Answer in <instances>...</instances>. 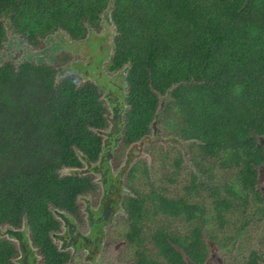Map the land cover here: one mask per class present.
Here are the masks:
<instances>
[{
	"label": "trees",
	"instance_id": "16d2710c",
	"mask_svg": "<svg viewBox=\"0 0 264 264\" xmlns=\"http://www.w3.org/2000/svg\"><path fill=\"white\" fill-rule=\"evenodd\" d=\"M109 5L117 33L106 69L128 66L130 107L119 152L150 132L159 95L168 94L163 129L191 140L189 157L197 170L189 169L182 194L170 195L150 182L143 164L131 169L134 195L124 198L123 207L132 264H204L207 223L217 221L220 231L224 214L238 206L243 213L253 206L264 219L256 177L264 164L258 142L264 137V0H0V49L7 40L5 21L40 47L58 30L77 40L99 30ZM57 67L31 59L0 63V225L20 227L24 220L46 258L61 264L67 255L56 252L49 235L59 226L52 206L77 216L78 194L95 185L89 175H62L60 169L82 164L77 151L96 161L102 137L95 130L108 123L102 91L75 74L57 79ZM159 153L166 163L169 153ZM176 153L174 169L164 171H173L168 182L178 176ZM140 171L144 181L135 187ZM220 173L225 176L218 180ZM199 189L209 205L190 199L192 192L202 195ZM178 219L192 227L172 226ZM18 254L12 241L0 238V264H16ZM260 260L249 251L241 264Z\"/></svg>",
	"mask_w": 264,
	"mask_h": 264
},
{
	"label": "rangeland",
	"instance_id": "374dc122",
	"mask_svg": "<svg viewBox=\"0 0 264 264\" xmlns=\"http://www.w3.org/2000/svg\"><path fill=\"white\" fill-rule=\"evenodd\" d=\"M111 8V5L108 6L107 10L101 14V20L102 25L99 30L95 31V33H101L104 32L105 28L108 26V30L113 27L112 23L105 21V16L108 15L109 10ZM6 26V34H7V40L5 43H3V47L0 49V63L4 61H13L14 63H19L21 61L31 59L32 61L36 63L40 62H46L51 64H56L57 67V79L62 74L69 73V65L71 63L76 61H82L84 62L87 59L86 52L79 51L81 50V47L71 48L69 38L66 36V33L62 30H58L55 33L48 35L46 38L42 39L41 46L40 47H33L29 45L23 38H21L18 34H16L10 27L7 21H5ZM115 26V25H114ZM114 30V29H113ZM117 31H115V34ZM114 34V35H115ZM108 63V62H107ZM107 63L104 64V67L106 69ZM107 70V69H106ZM112 72L108 71V74H111ZM79 79H83L86 81H89L88 78H83V76H79ZM103 93V91L101 92ZM163 99H160L162 101ZM167 100V99H165ZM164 100V101H165ZM104 101V99H103ZM104 105L106 107V102L104 101ZM108 113L109 110L106 108ZM162 114V113H161ZM157 132L156 134H153L152 128L149 132V136L147 138L151 137L152 141L150 143H145L141 147V152L138 154V156L135 157L134 161L136 160L139 165H144V167L147 169V174L149 176L150 182L155 186H164L167 187L168 194L174 195V194H182L184 191L185 186L190 181V176L188 175L189 169H191L194 173L197 172L196 168L194 167L192 161L190 160V153L188 151V142L186 139H182L177 135L168 134L165 132L162 126V121L157 123ZM124 133V132H123ZM258 142L262 145H264V137H258ZM172 149V150H170ZM137 151V150H136ZM161 152L162 155L164 152L169 153V157L166 159V163L161 164L160 159V153L158 155V152ZM127 152V148L123 150V154ZM176 152H179L181 155V162L179 164L178 170H177V178L174 182H168L166 181V177H173L172 174L173 171L169 173H165V170H173V164L172 160L174 156L177 155ZM164 160V158L162 157ZM124 162V156L120 158H116L114 161H110V164L114 166L117 165V168L119 169L120 166ZM170 162V163H168ZM70 171L68 167H62L60 169L61 174H67ZM114 173H116V170L113 169ZM94 174V177H98V174ZM221 175H218L217 179L223 178L225 173H220ZM143 174L142 172H138V179H135V187H141ZM257 188L264 192V164L261 165L258 168L257 173ZM201 180V179H200ZM142 181V182H141ZM199 182V180H198ZM199 188V187H198ZM125 191L123 192L124 195L131 194L130 190L125 187ZM196 189V188H195ZM199 192L202 195H193V192L191 193L190 199H194L196 202H207L209 205V200L205 198V194L203 193L202 189H199ZM132 193L131 195H133ZM205 199V200H203ZM96 200L94 199V202ZM200 203V202H199ZM260 205V204H256ZM239 208L241 206H238ZM237 208L236 211H228L226 214H224V217H226L227 221L224 225V228L217 232V221L207 223V229H206V243L209 244L208 249V257L206 259V262L204 264H241L244 257L249 253V251L256 250L257 253L262 257V260L259 261L258 264H264V219H259L258 213H253L254 208L253 206L248 208L244 213L241 212L242 208ZM208 215V213H207ZM248 220V223L242 230V233L240 235L237 234V231L239 229V225L244 221ZM24 224V220H23ZM8 225H0V238H6V235L4 233L5 227ZM172 226H179L178 228L183 229L192 227L190 223L181 221L180 219L175 220L172 223ZM144 230V229H143ZM184 231V230H183ZM229 236V238H228ZM213 237H215L213 239ZM235 237V239L232 241L230 239ZM222 241V245L217 244L216 242H213V240ZM10 241H12L14 244L17 245V241L12 240L9 238ZM122 240V239H121ZM224 242V243H223ZM59 243V242H58ZM112 244V243H111ZM108 254H114L113 257L118 261L119 264H123L124 261H128L125 259H129V261L133 259L134 254V247L131 244H125V247H122L120 251L115 254L112 247L108 249ZM102 258H98V262L102 261ZM112 259L106 260L108 261V264H114ZM111 261V262H110ZM76 261H73V263L70 262V264H76ZM96 262H94L95 264ZM79 264V263H77Z\"/></svg>",
	"mask_w": 264,
	"mask_h": 264
},
{
	"label": "water",
	"instance_id": "95a60500",
	"mask_svg": "<svg viewBox=\"0 0 264 264\" xmlns=\"http://www.w3.org/2000/svg\"><path fill=\"white\" fill-rule=\"evenodd\" d=\"M108 20L113 25L114 22L112 21L110 10L108 15L105 16V21L108 22ZM114 25L110 30L106 29L108 28L107 26L104 32L97 34L95 33V30L89 29L86 37L79 40L71 38L66 33V36L69 38V44L71 48H74V46L81 47V50L79 51H82L83 49V51L87 54V59L84 62L78 60L69 65L70 74H75L78 77L83 76V78L85 77L90 79V82L94 83L100 91H103L101 99H104V101L106 102V108H108L109 110V113L107 111L106 115L108 123L106 128L95 130L97 134L102 137V147L98 159L94 162H91L90 160L85 158V156L80 151H77V155L79 156L81 162L85 167H68L70 171L67 174L81 175L90 172L101 175L106 179L105 176L106 174H108V169L105 168V166H107V163L111 158L113 151L112 148L114 144L119 142L123 137L125 128L124 115L127 109L130 107L126 101L128 93V82L126 80V74L128 66L117 69L111 74H108V71L104 67V64L110 61L115 50L114 36L116 35V27ZM101 26H103L102 20H100V27ZM84 81L86 80L82 79L80 82ZM167 96L168 94L159 95V98L163 100L159 102V105L154 114V118L150 123L153 134H156L157 132V123L161 121L162 107L165 102L164 100L167 99ZM147 136H149V133L143 135L139 140L131 144L130 148L127 149V157L123 164L120 166V170L118 169L116 171L117 173L112 172V174H117L119 178L123 177L125 172L134 161L135 157L138 156V154L141 152V147L143 146L145 141L147 143H150L152 141V138H147ZM187 142L189 143L191 142V140H187ZM121 184L122 180H120L119 182V187L121 186ZM108 208L112 207L108 204H105V209ZM54 213L57 218L64 221L65 226H74L73 218H71L69 214L64 210L58 209L55 210ZM24 231L25 242L18 243V240L20 241L22 237L21 229H14L10 226L5 227L4 229V233L8 240L10 238L14 241L16 240L18 243V250L20 255L18 254V256L13 259L16 264H24L29 262L31 258L28 256L34 254L30 239L26 234L27 229H24ZM69 234L71 235V237L74 236V233L70 228ZM65 236L66 234H57L56 236L53 235V237L60 242L59 249L61 250L62 248L70 246V244L64 243L63 238Z\"/></svg>",
	"mask_w": 264,
	"mask_h": 264
},
{
	"label": "flooded vegetation",
	"instance_id": "af4514ba",
	"mask_svg": "<svg viewBox=\"0 0 264 264\" xmlns=\"http://www.w3.org/2000/svg\"><path fill=\"white\" fill-rule=\"evenodd\" d=\"M122 141L123 137L119 142L114 144L112 148V155L109 159V162L107 163L108 167L105 166V168L108 169V174H106L105 176L106 179L101 175L95 178L94 174L90 172L81 174L89 175L91 177V180L95 185V190L86 192L85 194H78L76 199V203L79 206L77 216L64 210L69 214L71 218H73L74 226H65L64 221L55 216L54 211L58 210L59 208L52 206V214L59 221V226L57 229L50 231L49 235L52 244L54 243L53 245L56 248V252H62L67 255V257L61 264H70V262L73 263V261H76L79 264H94V262H96L95 264H108V261L106 260L109 259H112L111 261H113L114 264H119L116 259L111 257L114 254L107 253L108 249L112 247L114 253L117 254L122 247H125V244H130L124 238V222L126 218V211L123 207V200L126 196L134 195H131L133 191L128 184V175L131 169L136 165L137 161L135 160L132 162L122 178H119L117 174H112V172H114L113 169L117 171L118 168L116 164L114 166L110 164V161H114L117 157L121 159L124 156L125 161L127 153L123 154V151L119 152L120 148L123 146ZM132 143L128 144L126 148L129 149ZM78 167L83 168L85 166L82 163ZM120 180H122V184L119 187ZM125 187H127L131 191V194H123V192L125 191ZM94 199L96 200L95 202ZM105 204L110 205L112 208L105 209ZM11 228L18 230L21 229L22 237L20 241L18 240V243L25 242L24 229H27L26 234L30 239L34 254L28 256L31 259L29 260V262L24 264H48L49 262H51V264H56L53 261L48 260L46 256L41 252V248L34 243L32 238L30 237L31 230L29 227H25L22 223L20 227ZM69 228L74 233L73 237H71V235L69 234ZM57 234H66L63 240L64 243L70 244V246L62 248V250L59 249L60 242L53 237V235L56 236ZM18 243L17 245L15 244L17 246V249ZM99 257L102 258V261L100 262H98ZM125 260L128 261H124L123 264H132L134 258L132 259V261H129V259Z\"/></svg>",
	"mask_w": 264,
	"mask_h": 264
}]
</instances>
